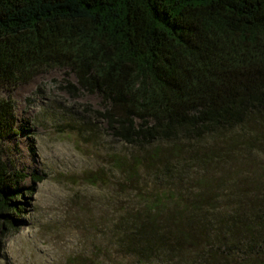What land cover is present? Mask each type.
I'll use <instances>...</instances> for the list:
<instances>
[{
  "label": "trees",
  "instance_id": "1",
  "mask_svg": "<svg viewBox=\"0 0 264 264\" xmlns=\"http://www.w3.org/2000/svg\"><path fill=\"white\" fill-rule=\"evenodd\" d=\"M51 70L132 149L110 168L141 204L114 231L124 254L264 264V0H0V231L23 210L10 95Z\"/></svg>",
  "mask_w": 264,
  "mask_h": 264
},
{
  "label": "rangeland",
  "instance_id": "2",
  "mask_svg": "<svg viewBox=\"0 0 264 264\" xmlns=\"http://www.w3.org/2000/svg\"><path fill=\"white\" fill-rule=\"evenodd\" d=\"M69 84L73 76L51 70L10 95L15 133L2 148L24 176L14 187L23 210L12 230L0 231V264H140L114 236L123 212L141 208L110 169L132 149L97 120L99 98Z\"/></svg>",
  "mask_w": 264,
  "mask_h": 264
}]
</instances>
